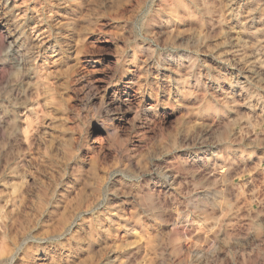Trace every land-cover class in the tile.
I'll return each instance as SVG.
<instances>
[{
    "label": "rangeland",
    "instance_id": "rangeland-1",
    "mask_svg": "<svg viewBox=\"0 0 264 264\" xmlns=\"http://www.w3.org/2000/svg\"><path fill=\"white\" fill-rule=\"evenodd\" d=\"M0 63V264H264V0H0Z\"/></svg>",
    "mask_w": 264,
    "mask_h": 264
},
{
    "label": "bare ground",
    "instance_id": "bare-ground-1",
    "mask_svg": "<svg viewBox=\"0 0 264 264\" xmlns=\"http://www.w3.org/2000/svg\"><path fill=\"white\" fill-rule=\"evenodd\" d=\"M8 2H9V1H8ZM8 6H9V5H8ZM8 8H9V7H8ZM8 10H9V9H8ZM9 11H10V10H9ZM9 11H8V12H9ZM8 12H7V13H8ZM1 21H2V20H1ZM2 22H3V21H2ZM17 27H18V26H17ZM15 28H16V27H15ZM26 30H27V29H26ZM20 31H21V30H20ZM11 33H12V32H11ZM15 33H16V32H15ZM16 34H17V33H16ZM22 34H23V33H22ZM30 35H31V34H30ZM9 36H10V35H9ZM20 36H21V34H20ZM10 37H12V36H10ZM21 37H22V36H21ZM29 37H30V36H29ZM18 38H19V37H18ZM108 38H109V37H108ZM58 39H60V37H59ZM62 39H63V38H62ZM110 39H112V38H110ZM110 39H109V40H110ZM12 40H13V39H12ZM109 40H108V41H109ZM15 41H16V40H15ZM29 41H30V40H29ZM32 41H33V40H32ZM59 41H60V40H59ZM30 42H31V41H30ZM24 43H25V42H23V46L25 45ZM26 45H27V44H26ZM30 45H31V44H30ZM10 46H11V45H10ZM14 46H15V45H14ZM19 46H21V45H19ZM11 47H12V46H11ZM20 48H21V47H20ZM33 48H34V46H33ZM36 48H38V47H36ZM82 48H83V47H82ZM17 49H18V47H17ZM17 49H16V50H17ZM21 49H22V48H21ZM9 50H11V49H9ZM12 50H13V49H12ZM31 50H32V49H31ZM13 51H14V50H13ZM19 51H20V50H19ZM86 51H87V50H86ZM26 52H27V51H26ZM28 52H29V51H28ZM31 52H32V51H31ZM61 52H62V51H61ZM143 52H144V50H143ZM9 53H10V52H9ZM19 54H20V53H19ZM58 54H59V53H58ZM9 55H11V54H9ZM28 55H29V54H28ZM35 55H36V54H35ZM135 55H136V54H135ZM24 56H25V55H24ZM27 57H28V56H27ZM29 58H30V57H29ZM31 58H32V57H31ZM8 59H9V58H8ZM24 59H25V58H24ZM61 59H62V58H61ZM61 59H60V60H61ZM3 60H4V59H3ZM9 60H10V59H9ZM35 60H36V59H35ZM64 60H65V59H64ZM30 61H31V60H30ZM4 62H5V61H4ZM8 62H9V61H8ZM19 62H20V61H19ZM87 62H88V61H87ZM6 63H7V62H6ZM20 63H21V62H20ZM0 64H1V63H0ZM15 64H16V63H15ZM4 65H5V64H4ZM36 65H37V64H36ZM5 66H7V65H5ZM7 67H8V66H7ZM33 68H34V67H33ZM138 70H139V69H138ZM136 71H137V70H136ZM189 73H190V72H189ZM24 74H25V73H24ZM36 74H37V73H36ZM136 74H137V73H136ZM30 75H31V74H30ZM32 77H33V76H32ZM11 78H12V77H11ZM132 78H133V77H132ZM9 79H10V78H9ZM22 79H23V78H22ZM27 79H28V78H27ZM1 80H2V79H1ZM1 80H0V81H1ZM16 80H17V79H15V81H16ZM15 84H16V83H15ZM31 85H32V84H31ZM5 86H6V85H5ZM7 86H8V85H7ZM92 86H94V85H92ZM85 87H86V86H85ZM6 88H7V87H6ZM13 88H14V87H13ZM27 89H28V88H27ZM87 89H88V88H87ZM4 90H5V89H4ZM4 90H3V91H4ZM8 90H9V89H8ZM80 91H81V89H80ZM116 91H117V90H116ZM82 92H83V91H82ZM20 93H21V92H20ZM76 93H77V92H76ZM25 94L27 95V93H25ZM74 94H75V93H74ZM115 94H116V93H115ZM129 94H130V93H129ZM81 95H82V94H81ZM16 96H17V95H16ZM6 97H7V96H6ZM75 98H77V97H75ZM86 98H87V97H85V99H86ZM111 98H112V97H111ZM111 98H110V99H111ZM0 99H1V98H0ZM112 99H113V98H112ZM124 99H126V98H124ZM4 100H5V97H4ZM128 100H129V99H128ZM12 104H13V103H12ZM7 107H8V106H7ZM14 107H15V106H14ZM11 108H12V107H11ZM15 108H16V107H15ZM122 109H123V108H122ZM12 110H13V109H12ZM14 111H15V110H14ZM4 112H6V111H4ZM17 113H18V112H17ZM17 116H18V115H17ZM17 116H16V117H17ZM16 117H15V118H16ZM4 119H5V118H4ZM16 119H17V118H16ZM19 119H20V118H19ZM20 121H21V120H20ZM9 122H10V121H9ZM0 127H2V126H0ZM17 128H18V127H17ZM26 128H27V127H26ZM9 129H10V128H9ZM18 131H19V129H18ZM1 132H2V131H1ZM8 132H9V131H8ZM25 133H26V132H25ZM23 134H24V132H23ZM21 136H22V134H21ZM17 138H18V137H17ZM94 147H95V146H94ZM94 147H93V148H94ZM91 149H92V148H91ZM93 150H94V149H93ZM89 151H90V150H89ZM91 151H92V150H91ZM222 174H224V173H222Z\"/></svg>",
    "mask_w": 264,
    "mask_h": 264
}]
</instances>
